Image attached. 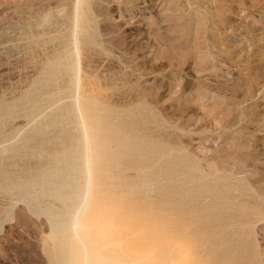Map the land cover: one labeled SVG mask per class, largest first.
I'll use <instances>...</instances> for the list:
<instances>
[{
    "label": "rangeland",
    "instance_id": "1",
    "mask_svg": "<svg viewBox=\"0 0 264 264\" xmlns=\"http://www.w3.org/2000/svg\"><path fill=\"white\" fill-rule=\"evenodd\" d=\"M77 95L124 146L75 207L95 262L264 264V0H0V264H69L30 171L86 138Z\"/></svg>",
    "mask_w": 264,
    "mask_h": 264
},
{
    "label": "bare ground",
    "instance_id": "2",
    "mask_svg": "<svg viewBox=\"0 0 264 264\" xmlns=\"http://www.w3.org/2000/svg\"><path fill=\"white\" fill-rule=\"evenodd\" d=\"M67 57L59 61L58 64L70 73L74 71L77 86H81L80 59L77 55V61L73 65L71 56ZM80 98L77 95L76 103L78 104L79 118L83 120L85 117L83 128L86 138L81 141L78 139V134L75 138L70 137L69 148H66L63 142H56L53 146H60V151L57 150V147H53L56 150L51 155L48 154L47 150L42 151V154H47L50 157L49 162L30 171V174H35L39 179L38 186L42 197L49 198L51 202L62 204L63 210L61 212L55 211L51 204V206H44L39 209L40 212L52 218L55 231L53 238L56 234H60L68 239L63 244L59 243L61 245L60 249H62L59 252L60 257L67 259L69 264H100L98 261H94V256H96L94 245L97 241V233L89 222L87 223L84 219L83 221L79 220V212L75 215V207L81 199L85 204L90 199L92 170L95 172V181H97L99 192H102L100 188L107 182L113 184L112 180L107 179L106 171L109 167L119 163L120 151L124 146L118 144L116 148L109 149L111 147L109 141L101 138L102 132L107 128L106 119L99 117V114H96V108L91 104H80L82 102H80ZM57 126H60L62 131H66L68 127L67 120L53 121L45 127V130H51ZM40 132V134L44 133V131ZM88 132H91V136ZM84 170L88 174V179L86 181L87 191L82 194L81 191H78L77 174L84 172ZM83 208L81 205L79 210L81 211ZM81 228H83L82 233H80Z\"/></svg>",
    "mask_w": 264,
    "mask_h": 264
}]
</instances>
